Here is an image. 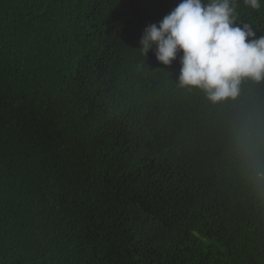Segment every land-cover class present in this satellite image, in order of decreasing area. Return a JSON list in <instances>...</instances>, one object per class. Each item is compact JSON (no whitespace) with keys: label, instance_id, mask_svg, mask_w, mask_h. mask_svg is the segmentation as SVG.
<instances>
[{"label":"trees","instance_id":"obj_1","mask_svg":"<svg viewBox=\"0 0 264 264\" xmlns=\"http://www.w3.org/2000/svg\"><path fill=\"white\" fill-rule=\"evenodd\" d=\"M180 2L0 0V264H264V81L143 54Z\"/></svg>","mask_w":264,"mask_h":264},{"label":"clouds","instance_id":"obj_2","mask_svg":"<svg viewBox=\"0 0 264 264\" xmlns=\"http://www.w3.org/2000/svg\"><path fill=\"white\" fill-rule=\"evenodd\" d=\"M262 0H244L259 9ZM235 0H181L159 24L148 25L140 40L147 54L170 65L180 56L181 86L203 90L212 103L235 99L241 82L264 81V36L248 24H235Z\"/></svg>","mask_w":264,"mask_h":264}]
</instances>
